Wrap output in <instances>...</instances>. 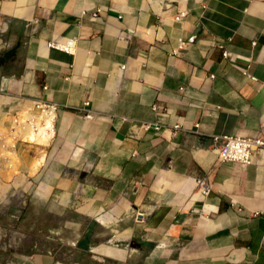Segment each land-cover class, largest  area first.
<instances>
[{
	"label": "crops",
	"instance_id": "0c3cea01",
	"mask_svg": "<svg viewBox=\"0 0 264 264\" xmlns=\"http://www.w3.org/2000/svg\"><path fill=\"white\" fill-rule=\"evenodd\" d=\"M0 20V92L60 106L24 193L42 230L6 264H264V156L212 151L264 138V0H0Z\"/></svg>",
	"mask_w": 264,
	"mask_h": 264
},
{
	"label": "rangeland",
	"instance_id": "374dc122",
	"mask_svg": "<svg viewBox=\"0 0 264 264\" xmlns=\"http://www.w3.org/2000/svg\"><path fill=\"white\" fill-rule=\"evenodd\" d=\"M6 29L7 25L0 20V55L4 54L10 46ZM2 74L0 68V79L5 77ZM30 107L31 105L21 106L20 101L12 102L10 98L0 92V127L10 126L11 116H15V112ZM47 146L42 147L43 150H41V146L16 143L15 154L11 155L10 159H13L14 163H12L17 170L10 179L6 180L0 176V264L8 262L14 249H18L19 252L27 251L32 241L31 238H33L32 235L42 230L41 205L38 204L31 208L30 205H27L29 201L24 193L27 188V179L36 176L43 163ZM39 148L41 152L38 153ZM13 156L14 158H12ZM36 156H42L43 160L38 169L32 172L30 168L34 164ZM26 240H29V243L25 244ZM23 246L24 248H22Z\"/></svg>",
	"mask_w": 264,
	"mask_h": 264
},
{
	"label": "built area",
	"instance_id": "2783aa9c",
	"mask_svg": "<svg viewBox=\"0 0 264 264\" xmlns=\"http://www.w3.org/2000/svg\"><path fill=\"white\" fill-rule=\"evenodd\" d=\"M177 4V2H175ZM188 14V10L185 6L180 5L178 12L174 16V20L181 21ZM96 14H92V18H95ZM186 44L185 41H180V45ZM254 44V42H253ZM57 47L64 51L71 52L73 50V42L69 41L64 44H56ZM223 58L227 59L230 57V52L223 50ZM213 75H210V78ZM183 88H180L182 90ZM32 106L21 110L20 112H15V116H11L10 119L11 126H9V132L13 135L19 136L24 133L26 137L29 135L34 136V139L46 138L50 143L55 135V125L57 120V115L60 106L52 101H47L44 99H35L32 101ZM89 102L83 103V106L78 108L81 111V115L86 119H91L92 113L87 108ZM158 106H153V110H157ZM27 117L24 118L23 115ZM198 126V125H197ZM142 127L147 129L159 130L160 125L157 122H147L142 124ZM177 128V126H174ZM2 139V138H0ZM13 148L16 150V143L22 142L30 145L40 146L35 140L28 141L22 139V137H16L13 140ZM213 141L215 142L212 147V151L216 154L219 161H229L238 163L241 166H246L249 164H255L257 158L264 156V138L260 134L256 136H237V135H219L214 136ZM48 143V144H49ZM47 144V145H48ZM46 145V146H47ZM197 186L199 191L206 195L208 193V185L203 179L197 180Z\"/></svg>",
	"mask_w": 264,
	"mask_h": 264
},
{
	"label": "bare ground",
	"instance_id": "6f19581e",
	"mask_svg": "<svg viewBox=\"0 0 264 264\" xmlns=\"http://www.w3.org/2000/svg\"><path fill=\"white\" fill-rule=\"evenodd\" d=\"M23 117L26 118L27 116L24 114ZM10 126H11V123H10ZM26 134L27 133L16 136V135H13L12 133L9 132V126L8 125H6L5 127H3V126L0 127V138H2V139H0V176H2V178L4 177V179H6V180L10 179V177L17 170L13 164L14 163L13 159L12 160L10 159V156L15 154V149L13 148L15 142L13 140H15L16 137H22V139H25L28 141L35 140L36 142H38L40 144L41 150H43L42 147L46 146L49 143L46 138H41V139L37 140V139H34V136H32V135H29L26 137ZM40 148H39L38 153L41 152ZM12 158H14V156ZM16 159H18V158H16ZM42 160H43L42 156H36V158L33 162L34 164L30 168L32 172H34L38 169ZM111 249L112 248H110V250Z\"/></svg>",
	"mask_w": 264,
	"mask_h": 264
},
{
	"label": "trees",
	"instance_id": "16d2710c",
	"mask_svg": "<svg viewBox=\"0 0 264 264\" xmlns=\"http://www.w3.org/2000/svg\"><path fill=\"white\" fill-rule=\"evenodd\" d=\"M11 52H5L4 54L0 55V67L8 68V59L10 58Z\"/></svg>",
	"mask_w": 264,
	"mask_h": 264
}]
</instances>
